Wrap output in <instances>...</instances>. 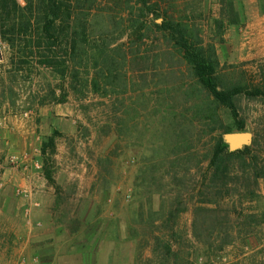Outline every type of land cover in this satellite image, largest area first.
<instances>
[{"label": "rangeland", "instance_id": "obj_1", "mask_svg": "<svg viewBox=\"0 0 264 264\" xmlns=\"http://www.w3.org/2000/svg\"><path fill=\"white\" fill-rule=\"evenodd\" d=\"M230 1L241 11L239 25L223 15ZM157 2L163 15L192 21L201 40L215 46L221 89L241 85L264 92V0ZM128 4L82 0V12L109 24L110 38L129 59L122 70L127 88L123 79L108 95L92 86L73 88L71 78L55 75L38 59L21 63L24 42L19 33L14 45L3 38L0 17V264H264V179L256 188L243 174L254 157L264 168V95L237 98L252 136V159L231 163L225 188L205 182V156L219 133L203 125L192 132V161L165 163L170 134L176 131L177 139L190 131L192 100L182 90L193 78L151 22L154 16L142 41L130 31L122 35L131 8L139 15L136 0ZM168 105L185 114L177 123L187 128L174 126L169 133L160 112ZM219 114L224 124L232 123L228 111ZM53 135L50 181L42 145ZM199 207L217 213L196 215ZM167 244L175 252L170 258Z\"/></svg>", "mask_w": 264, "mask_h": 264}, {"label": "trees", "instance_id": "obj_2", "mask_svg": "<svg viewBox=\"0 0 264 264\" xmlns=\"http://www.w3.org/2000/svg\"><path fill=\"white\" fill-rule=\"evenodd\" d=\"M24 1L26 6L23 7L18 0H0L2 36L14 45L13 36L20 34V41L24 42L23 48L20 49L21 63L29 64V58L38 59L40 66L55 75L64 80L71 78V85L75 89L92 86L95 92L104 91V95H108L109 91L113 92L123 79L125 80L123 87L127 88L126 75L122 74V70L125 69L129 59L122 52L123 45L115 46L117 38H110L114 35V31L109 30V24L98 23V16L89 11L82 12V0ZM130 2L131 0H127L128 5ZM135 5L139 7L137 10L139 15L136 18L134 9L131 8L132 11L127 17L129 25L122 35L130 31L131 36L142 41L149 32H152L151 26H147L149 22L147 19L154 16L155 20L151 22H154L153 25L158 33L171 45L172 52H176L186 64L193 78V83L182 90L187 101L192 100L193 116L191 117L193 118L187 123L190 131L177 135V139L173 138V135L176 136L174 134L176 131L170 134L169 139L166 140L164 162H169L173 166H177L181 160L191 162L194 155L190 151L196 143V137L192 132L196 124L203 125L209 128L211 134L219 133L214 148L205 156V160L209 161L205 182H209L211 185L208 187L212 189L219 183L225 188L231 172V163L234 160L252 159L250 146L230 152L229 145L224 140L225 134L245 132L246 129V121L239 113L237 98L240 96L258 98L264 95V92L258 88L249 91L246 86L241 85L221 89L216 48L201 40L200 32L192 21L163 15L157 0H136ZM227 5L228 8L223 11V15L226 20L229 19V25L242 23L241 11L236 4L230 1ZM225 19L223 18L220 24L222 27H224ZM158 20H161V23H158ZM176 108L168 105L160 111L170 125L169 133H172L171 128L174 126L180 127L181 130L182 127H186L185 124L177 123L179 117L186 116L182 112L179 113ZM221 109L228 111L232 123L224 124L219 114ZM191 110L185 108L182 111L191 113ZM55 151V135L44 139L42 156L46 178L50 181L52 176L47 172V167ZM184 152L189 154L182 156ZM253 159L248 165L249 168H244L243 174L247 175V179L258 188V181L264 179V168H259L260 163L257 157ZM201 163L204 162H198V164ZM252 195L253 200L258 198L256 192H252ZM195 211L196 215H199V212L217 213L213 208L203 207ZM153 213L159 215L158 212ZM171 217L176 220L178 216L171 212ZM157 241L159 243V240ZM165 249L169 258L174 255L172 244L165 245ZM167 262L169 263V260L162 264ZM182 263L189 264V261Z\"/></svg>", "mask_w": 264, "mask_h": 264}, {"label": "water", "instance_id": "obj_3", "mask_svg": "<svg viewBox=\"0 0 264 264\" xmlns=\"http://www.w3.org/2000/svg\"><path fill=\"white\" fill-rule=\"evenodd\" d=\"M224 140L229 145L230 152H236L252 142V136L246 132H234L224 135Z\"/></svg>", "mask_w": 264, "mask_h": 264}]
</instances>
